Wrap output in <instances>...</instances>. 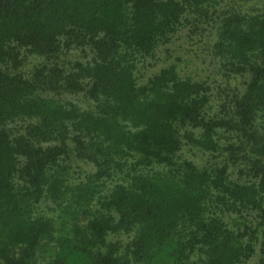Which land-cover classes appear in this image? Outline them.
<instances>
[{"label": "trees", "instance_id": "obj_1", "mask_svg": "<svg viewBox=\"0 0 264 264\" xmlns=\"http://www.w3.org/2000/svg\"><path fill=\"white\" fill-rule=\"evenodd\" d=\"M229 1L0 0V264H264V1Z\"/></svg>", "mask_w": 264, "mask_h": 264}, {"label": "rangeland", "instance_id": "obj_2", "mask_svg": "<svg viewBox=\"0 0 264 264\" xmlns=\"http://www.w3.org/2000/svg\"><path fill=\"white\" fill-rule=\"evenodd\" d=\"M264 1V0H263ZM230 3H236V4H238V5H245V6H247V7H249V6H251V5H257V6H259V5H261L262 4V0H230L229 1ZM259 4V5H258ZM180 42L181 43H183L187 48L189 47V45H190V43H189V40H187V39H181L180 40ZM195 46V45H194ZM195 50H198V51H202L203 49H204V46H202V45H200V46H195V47H193ZM186 55V54H185ZM188 56H190L189 54H187ZM209 65V63L208 62H206V63H203L202 64V67L201 68H204L205 69V67L206 66H208ZM189 67L190 68H188L186 71L188 72V73H190V74H197V73H200V74H202V72H207V75L208 76H211V77H216L217 76V74H215V76L214 75H212V73H214L213 71L211 72V71H209V70H201V69H198L195 65H193V64H191L190 63V65H189ZM190 70V71H189Z\"/></svg>", "mask_w": 264, "mask_h": 264}, {"label": "clouds", "instance_id": "obj_3", "mask_svg": "<svg viewBox=\"0 0 264 264\" xmlns=\"http://www.w3.org/2000/svg\"><path fill=\"white\" fill-rule=\"evenodd\" d=\"M84 264H90V262L87 260V257L83 258Z\"/></svg>", "mask_w": 264, "mask_h": 264}]
</instances>
